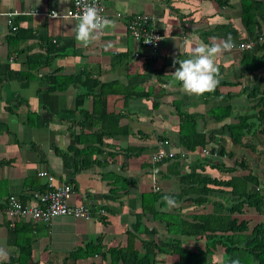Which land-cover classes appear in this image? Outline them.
I'll return each mask as SVG.
<instances>
[{"label": "crops", "instance_id": "crops-1", "mask_svg": "<svg viewBox=\"0 0 264 264\" xmlns=\"http://www.w3.org/2000/svg\"><path fill=\"white\" fill-rule=\"evenodd\" d=\"M229 1L224 5L216 0H105V18L112 26L84 47L75 40L73 18L47 14H63L70 0H0V249L7 253L0 264H112L106 250L125 244L128 232L134 233L132 226L148 191L162 194L154 203L158 214H143L136 236L150 237L154 243L179 238L194 249L199 240L168 229L165 222L186 219L192 210L185 196L177 198L178 175L202 166L210 176L227 179L239 175L235 161L245 153L249 168L264 180L263 139L245 137L258 150L249 155L229 143L223 127L240 115L238 108L255 102L246 94L252 86L263 88L264 69L241 73V50L232 48L215 58L219 83L214 91L189 95L171 83L179 67L173 61L188 58L191 46L229 34L233 42L245 36L238 1ZM114 11L153 15L163 38L152 61L144 58L145 49L128 35L125 18H115ZM8 12H14L13 31L5 22ZM225 105L230 116L216 121L213 113ZM178 110L195 116L198 129L210 141L205 149L216 141L225 151L230 147V156L225 151L203 154L176 146ZM162 136H170L183 156L152 162L154 142ZM218 159L221 168L211 165ZM39 171L51 174L53 185L69 184V203L86 205L91 216L58 215L48 223L21 216L13 219L18 228L12 231L2 201L9 193L24 198L34 188H45ZM166 194L177 202L168 210L162 200ZM214 199L209 195L202 209L219 212L210 205ZM242 212V217L256 220L255 213ZM141 227L153 234L141 232ZM17 244L28 246L27 256H18ZM90 245L95 253L82 255ZM134 247H141L136 238ZM156 258L157 264L169 262Z\"/></svg>", "mask_w": 264, "mask_h": 264}, {"label": "trees", "instance_id": "trees-1", "mask_svg": "<svg viewBox=\"0 0 264 264\" xmlns=\"http://www.w3.org/2000/svg\"><path fill=\"white\" fill-rule=\"evenodd\" d=\"M218 3L229 5V0H216ZM240 6V22L244 28L245 36L234 42L246 41L258 35H264V0H236ZM241 73H252L259 69H264V43H255L247 49L239 51ZM71 77V76H70ZM73 79H76L74 76ZM264 79V75L263 78ZM101 91V90H100ZM103 94V93H101ZM101 94L100 98L103 102ZM250 101H255L250 105L252 112L238 115L235 121L226 123L223 127L227 129L229 143L237 144L238 148L245 149L246 152L253 153L256 146L250 142L246 136L255 135L264 142V85L252 86L246 94ZM97 106L94 112H97ZM180 118L177 125V136L174 140L175 145L189 152L204 149L210 142L205 133L200 131L196 124L194 115L178 110ZM230 116V107L222 106L215 110L213 118L220 121ZM245 138L242 140V138ZM208 149V154L219 155L224 153V146L219 142L213 141ZM216 143V144H214ZM214 145V146H213ZM218 148H216V146ZM228 156L232 153L230 147L225 151ZM210 156V155H209ZM178 154L175 155L176 158ZM167 160V159H165ZM163 160V161H165ZM248 159L245 153H240L239 159L235 161V167L241 172L239 175H231L227 179L217 176H210L205 173L202 166L200 171L195 167H190L185 173L178 175L179 193L178 197L190 205L186 219L181 217L165 220L168 229L176 230L178 234L192 236L199 240L194 249H190L180 243L179 238H166L154 241L140 239L136 232H140L141 216L146 213L157 215L154 203L162 194L159 192L148 191L143 193L140 212L136 215V221L132 228L134 233L128 232L126 242L118 245L117 248H108L106 251L111 256L112 264H157V256L170 259L167 264H206L201 257L213 254L216 247H220L223 252L225 262L231 259H239L240 264H264V220H253V216H241L243 210L252 208L255 213H264V180L258 179L248 166ZM162 162V161H161ZM218 159L217 163L211 164L213 167L221 168L222 163ZM254 188H248V185ZM255 189V186H259ZM36 189V188H34ZM209 195L217 199L212 200L210 205L218 211L213 212L202 209ZM225 200H223V198ZM18 225H13L15 231ZM147 235L153 234L152 229L141 227ZM11 231V232H12ZM11 237V235H10ZM134 238L140 242V249L134 247ZM124 246V247H122ZM19 249L18 256H27L28 246L17 244ZM88 247V246H87ZM95 247L89 246L82 255L95 253ZM157 250L159 251L157 253ZM79 256V253H76ZM169 257V258H167ZM202 261V262H201Z\"/></svg>", "mask_w": 264, "mask_h": 264}, {"label": "built area", "instance_id": "built-area-1", "mask_svg": "<svg viewBox=\"0 0 264 264\" xmlns=\"http://www.w3.org/2000/svg\"><path fill=\"white\" fill-rule=\"evenodd\" d=\"M95 3L96 7L101 9V15L106 16L105 0H88V3ZM82 11V5H78V0H70V6L59 17L73 18ZM55 11L47 13L51 14ZM14 12L6 14L5 22L10 29L15 30V26L11 22V16ZM57 13V12H56ZM113 16L121 19L125 18V28L128 35L139 42L145 49L144 58L152 61L155 58L159 42L163 35L155 25L153 15L148 13H135L123 15L119 11H114ZM158 37L159 39H156ZM151 40V42H148ZM148 42V43H146ZM255 43H264V35H258L255 38L238 42L233 48L243 50L250 48ZM133 56L139 57V52L134 51ZM174 144L170 136L158 137L154 142V149L150 154L152 162H160L165 159L175 157L176 154L183 156L181 151H175ZM203 154H208V149H201ZM39 176L45 178V188L33 189L26 194L24 198L18 197L15 193H9L2 201V212L9 220L8 225H13V219L21 216L28 217L33 221L49 222L53 216H68L71 218L86 219L91 216L89 208L84 204H70L71 187L69 184L63 183L53 185V177L46 171H39ZM264 186V185H263ZM259 186H255L258 189ZM23 199V200H22Z\"/></svg>", "mask_w": 264, "mask_h": 264}, {"label": "clouds", "instance_id": "clouds-1", "mask_svg": "<svg viewBox=\"0 0 264 264\" xmlns=\"http://www.w3.org/2000/svg\"><path fill=\"white\" fill-rule=\"evenodd\" d=\"M78 5H82V11L73 17L75 20L73 31L75 40L87 47L98 40L103 31L111 27L113 22L101 15L102 10L97 8L94 2L90 4L88 0H78ZM51 15L59 17L56 12ZM156 39L159 38L156 37ZM234 46L230 34L226 39L219 40L213 37L209 43H196L188 48V58L173 61V65L178 63L179 67H176L172 73L171 83H178L182 90L189 95H203L214 91L219 83V68L215 58L224 51L231 50ZM162 200L166 205L165 210L176 206L177 203L173 196L167 194ZM6 256L7 253L0 249V257ZM218 264H240V261L231 259L225 262L221 259Z\"/></svg>", "mask_w": 264, "mask_h": 264}, {"label": "rangeland", "instance_id": "rangeland-1", "mask_svg": "<svg viewBox=\"0 0 264 264\" xmlns=\"http://www.w3.org/2000/svg\"><path fill=\"white\" fill-rule=\"evenodd\" d=\"M237 111H239V113H240V115H244V114H247V113H249V112H252V109H251V107H250V105L249 106H247V105H245V106H242V107H240V108H238V110ZM255 142H258V141H255ZM263 144V143H262ZM257 163V162H256ZM248 188H254V185H251V184H249V186H248ZM214 209H216V208H214ZM246 212H250V213H255V211H253V209L252 208H250V209H246ZM249 213V214H250ZM256 214V213H255ZM256 220H264V213L262 214V213H257L256 214ZM189 248V247H188ZM193 248V247H192ZM218 248H220V247H218ZM219 251H217V252H215V253H213V254H208V255H204V254H202L203 256L201 257V259H202V261H203V259H205V263L206 264H218V262L223 258V256H224V254H223V252L220 250V249H218ZM201 261V262H202Z\"/></svg>", "mask_w": 264, "mask_h": 264}]
</instances>
